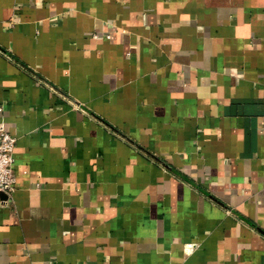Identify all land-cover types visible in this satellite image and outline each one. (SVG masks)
<instances>
[{"label":"crops","instance_id":"1","mask_svg":"<svg viewBox=\"0 0 264 264\" xmlns=\"http://www.w3.org/2000/svg\"><path fill=\"white\" fill-rule=\"evenodd\" d=\"M0 264H264V0H0Z\"/></svg>","mask_w":264,"mask_h":264},{"label":"built area","instance_id":"2","mask_svg":"<svg viewBox=\"0 0 264 264\" xmlns=\"http://www.w3.org/2000/svg\"><path fill=\"white\" fill-rule=\"evenodd\" d=\"M0 110H2L0 106ZM16 139L0 122V192L11 195L15 190L14 148Z\"/></svg>","mask_w":264,"mask_h":264}]
</instances>
